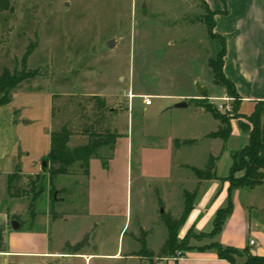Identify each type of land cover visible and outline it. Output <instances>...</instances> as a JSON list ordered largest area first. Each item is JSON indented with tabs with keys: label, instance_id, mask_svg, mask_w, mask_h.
I'll use <instances>...</instances> for the list:
<instances>
[{
	"label": "rangeland",
	"instance_id": "374dc122",
	"mask_svg": "<svg viewBox=\"0 0 264 264\" xmlns=\"http://www.w3.org/2000/svg\"><path fill=\"white\" fill-rule=\"evenodd\" d=\"M11 4L12 11L0 16V73L5 68L34 72L10 93L18 168L10 174L9 192L17 195L22 211L18 213L23 217L47 214L58 222L65 212L75 213L68 225L74 234L87 223L80 213H91L97 228L92 244L82 243L81 250L109 254L123 240L125 252L131 235L140 237V225L150 230V242L157 246L165 229L160 216L170 205L174 213L178 210L173 193L183 171L176 169L182 159L192 157L201 166L211 151L217 156L216 175L224 177L232 165V152L245 145L241 137H233L222 150L213 142L179 150L172 138L204 136L199 133L213 129L216 121L192 108L206 110V103L229 96L214 81L209 65L221 48L220 39L207 32L205 18L211 13L198 0H12ZM197 82L206 87L204 95L198 92ZM155 93L175 98L151 96ZM145 96L153 101L147 108ZM97 97L105 100L104 118L98 115ZM175 99L189 105L160 112L163 105L173 108ZM141 104L144 109L131 112ZM260 108L264 109V101ZM63 124L78 132L71 136V145L86 142L87 128L117 135L113 146L102 145L93 152L89 181L78 162L70 174L48 177L44 157L50 132ZM40 167L38 173L28 174ZM89 185L97 192L93 210L87 212ZM231 201L236 217L246 207L253 226L256 221V227L264 229V179L253 188L234 191ZM108 209L114 217L104 213ZM232 227L228 230L233 233ZM212 229L213 225L207 231L191 226L181 235L178 230L175 256L218 242ZM253 239L263 244L262 235L253 234ZM102 240L106 241L100 244ZM143 255L147 257L143 261L96 257L91 264H167L157 262L162 258L156 252L152 257ZM232 256L236 264L245 258Z\"/></svg>",
	"mask_w": 264,
	"mask_h": 264
},
{
	"label": "crops",
	"instance_id": "0c3cea01",
	"mask_svg": "<svg viewBox=\"0 0 264 264\" xmlns=\"http://www.w3.org/2000/svg\"><path fill=\"white\" fill-rule=\"evenodd\" d=\"M198 1L207 10L214 12L213 31L225 39L223 73L234 83L239 95L240 101L237 110L239 115L230 119L231 132L228 139L224 142L221 138L208 137L209 133L214 132L218 128L219 121L206 110H201L198 107L192 108L195 112L215 120V127L200 132L199 134L205 133L201 137L174 136L172 138L174 140H193L188 145H182L184 147L193 146L195 148L196 145H201L203 142L207 143V145L213 142L222 150L226 148L229 138L241 137L245 140L244 144L248 142L252 125L247 116L252 113L257 103L264 101V0ZM152 95L155 98L161 99L175 98L170 94L155 93ZM174 102H179V100L175 99ZM143 105L145 108L150 107L153 105V101L148 105L143 102ZM163 106L160 112L184 108L176 106L170 108V105ZM141 107L142 104L134 106V108H131V112L144 109ZM14 124L15 110L10 99L7 103H0V264H81L82 259L83 264H91L92 259L102 256H109L114 259H120L125 256L129 259L140 261L147 258L140 253V237H137L136 234L131 235L125 252H123V240L118 244L115 252L109 254L81 250L83 248L81 247L82 243L86 245L92 244V233L97 228L90 216L91 213H80L81 218L87 219V223L79 228L76 234L68 228L69 221L76 215L75 213L65 212L60 217L61 222L49 219L47 214L23 217V213H18L22 212L19 200L16 196H12L8 189V176L18 168L14 155V150L17 146ZM180 148L181 146L178 147L179 150ZM191 149L189 148L188 151ZM211 156L215 157L216 170L217 156L213 155L211 151L207 152L201 166H198L191 159L192 157L183 158L181 163L176 166V169L183 168L182 172H178V186H175L173 193V199L178 205V212L175 211L174 213L172 205L167 207L166 212L172 216L180 215L184 208L183 192L185 190L190 192L198 190L194 207L180 227L179 234L184 233L191 226H194L197 230L207 231L212 225L216 209L225 202L228 187L226 181L219 184L217 180L213 179L199 180L191 170V167L204 168ZM92 162L93 160L90 158L89 173L87 175L83 174L85 177H88V181L92 174ZM40 169L42 167L28 174L38 173ZM95 191L97 192V189L93 190L91 186L88 187L87 207L89 208H87V212L93 210V193ZM235 192L238 193L239 189L235 190ZM167 193L170 192L168 191ZM158 202L163 203L164 198L162 199L158 196ZM104 213L111 217L115 216L112 209H108ZM13 217H16L20 223L16 230L10 225V220ZM156 221H159L158 216H156ZM254 222L255 225L253 226V223L249 221L246 207L244 210H241L238 217H236L235 209L218 235V240L224 245L241 249L248 245L250 239H253V234L262 235L263 244L260 245L253 239L255 244L250 246V250L255 255H264V229L256 227L257 223L256 221ZM232 224L233 233L228 230ZM123 229L124 227L120 229L119 235ZM140 231L144 232L145 245L149 252L159 254L160 248L167 236L166 227L162 230V237L157 246L151 244L150 230L145 225H140ZM105 241H100V244L101 242L102 244L105 243ZM157 258L155 256L156 261ZM157 262L167 264H230L227 260L219 258L213 250H187L175 262H171L169 257L159 259ZM144 264L146 263L144 262Z\"/></svg>",
	"mask_w": 264,
	"mask_h": 264
},
{
	"label": "trees",
	"instance_id": "16d2710c",
	"mask_svg": "<svg viewBox=\"0 0 264 264\" xmlns=\"http://www.w3.org/2000/svg\"><path fill=\"white\" fill-rule=\"evenodd\" d=\"M225 2V0H223ZM12 0H0V16L5 11H12ZM209 11V10H208ZM211 17L206 19L205 24L208 34L214 38L220 39V50L215 52V55L209 59V65L213 74V79L216 83L222 85L227 94L233 98L232 109L233 113L226 115L215 108L209 103L205 104L206 111L210 112L212 116L219 121L218 128L208 134V137L221 138L224 142L228 139L231 132L230 119L239 115L237 112L239 107V95L236 91L234 83L228 79L223 73V61L225 55V39L223 36L218 35L213 31L214 28V12L209 11ZM29 50L25 52L22 57V66L25 67ZM34 72H28L24 69L20 72H10L8 69H3L0 73V103H7L10 101L11 91L24 80L33 77ZM204 95V94H203ZM98 115L105 117L106 104L103 98H98ZM95 110V109H94ZM96 111V110H95ZM94 111V113H95ZM264 117V109L261 110L260 103H257L255 109L250 115L247 116L251 122L252 128L249 134L248 142L240 149L232 152V165L229 173L220 177L216 175L215 170V157H210L204 168L191 167L195 176L199 180H217L220 182H228L227 196L225 202L214 213L212 219L213 231L212 234L219 235L227 218L232 213V193L241 188H253L260 185L264 179V125L262 118ZM105 130V129H104ZM78 133L72 130L66 124L60 128L54 129L50 132L49 151L47 156L44 157L47 161V173L49 179L59 174H70L72 165L76 162L83 174L89 173L90 158L96 148L102 145L113 146L117 135L107 132H100L94 128L84 129L83 134L87 136L86 142L71 145L69 143L73 134ZM191 139H184L174 141L175 146L178 148L182 145H188L192 142ZM10 187V175L8 176V189ZM11 194V193H10ZM17 196L16 194H11ZM198 195V190L192 192L184 191V208L179 217H173L169 213H164L160 216V220L166 227L167 236L160 248L159 257H170L176 254L178 249L177 234L178 230L185 222L190 211L194 207V201ZM140 253L147 256H153L146 248L144 240V232L140 235ZM196 249V248H195ZM249 244L244 248H237L234 246L224 245L220 241L211 246L203 247L196 250H213L219 258L227 260L230 264H236L233 254L245 257L242 264H264V255L251 254ZM189 249H186L187 251Z\"/></svg>",
	"mask_w": 264,
	"mask_h": 264
},
{
	"label": "built area",
	"instance_id": "2783aa9c",
	"mask_svg": "<svg viewBox=\"0 0 264 264\" xmlns=\"http://www.w3.org/2000/svg\"><path fill=\"white\" fill-rule=\"evenodd\" d=\"M217 99H221L220 101L218 102H210V103H213V105L215 106V108L223 113H226V112H230L232 110V97L230 96H227V95H224L220 98H217ZM143 102L148 105L151 103V98L150 97H147L145 96L144 99H143ZM249 244L250 245H254L255 244V241L253 239H250L249 240ZM181 257V254L178 253L176 256L173 255L171 256L169 259L173 262L177 261L179 258Z\"/></svg>",
	"mask_w": 264,
	"mask_h": 264
},
{
	"label": "water",
	"instance_id": "95a60500",
	"mask_svg": "<svg viewBox=\"0 0 264 264\" xmlns=\"http://www.w3.org/2000/svg\"><path fill=\"white\" fill-rule=\"evenodd\" d=\"M112 45H113L112 40H109L108 41V46L111 47ZM196 87H197V90H198V92L200 94H203L206 91V87L205 86H200V84L198 82L196 84ZM174 106H176V107H185V106H187V102L179 101V102H176ZM43 165H45L44 161H43ZM19 224L20 223H19V221H18V219L16 217L11 218L10 225H11V227L13 229H15V230L18 229Z\"/></svg>",
	"mask_w": 264,
	"mask_h": 264
}]
</instances>
